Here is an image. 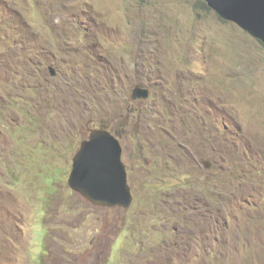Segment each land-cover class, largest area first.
<instances>
[{
	"label": "rangeland",
	"instance_id": "obj_1",
	"mask_svg": "<svg viewBox=\"0 0 264 264\" xmlns=\"http://www.w3.org/2000/svg\"><path fill=\"white\" fill-rule=\"evenodd\" d=\"M102 125L124 211L68 185ZM0 264H264V44L198 0H0Z\"/></svg>",
	"mask_w": 264,
	"mask_h": 264
},
{
	"label": "water",
	"instance_id": "obj_2",
	"mask_svg": "<svg viewBox=\"0 0 264 264\" xmlns=\"http://www.w3.org/2000/svg\"><path fill=\"white\" fill-rule=\"evenodd\" d=\"M219 17L235 23L264 44V0H202ZM50 74L54 70L49 67ZM150 96L148 87L137 84L131 90V102ZM119 138L103 125L89 129L72 158L68 185L95 206L123 211L130 207L133 195L122 160Z\"/></svg>",
	"mask_w": 264,
	"mask_h": 264
},
{
	"label": "trees",
	"instance_id": "obj_3",
	"mask_svg": "<svg viewBox=\"0 0 264 264\" xmlns=\"http://www.w3.org/2000/svg\"><path fill=\"white\" fill-rule=\"evenodd\" d=\"M198 2H199L202 6H204L206 9H210V8L206 5V3H205L204 1H202V0H198Z\"/></svg>",
	"mask_w": 264,
	"mask_h": 264
},
{
	"label": "flooded vegetation",
	"instance_id": "obj_4",
	"mask_svg": "<svg viewBox=\"0 0 264 264\" xmlns=\"http://www.w3.org/2000/svg\"><path fill=\"white\" fill-rule=\"evenodd\" d=\"M103 126V125H102ZM115 209H118L119 207H114Z\"/></svg>",
	"mask_w": 264,
	"mask_h": 264
}]
</instances>
